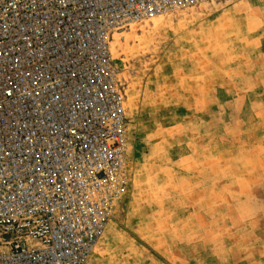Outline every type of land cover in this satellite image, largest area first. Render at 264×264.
Instances as JSON below:
<instances>
[{
	"label": "rangeland",
	"instance_id": "374dc122",
	"mask_svg": "<svg viewBox=\"0 0 264 264\" xmlns=\"http://www.w3.org/2000/svg\"><path fill=\"white\" fill-rule=\"evenodd\" d=\"M129 182L85 264H264V0L109 35Z\"/></svg>",
	"mask_w": 264,
	"mask_h": 264
},
{
	"label": "built area",
	"instance_id": "2783aa9c",
	"mask_svg": "<svg viewBox=\"0 0 264 264\" xmlns=\"http://www.w3.org/2000/svg\"><path fill=\"white\" fill-rule=\"evenodd\" d=\"M205 0H0V264H85L129 182L109 35Z\"/></svg>",
	"mask_w": 264,
	"mask_h": 264
}]
</instances>
